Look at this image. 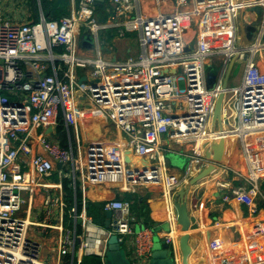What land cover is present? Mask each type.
<instances>
[{"label": "built area", "instance_id": "2783aa9c", "mask_svg": "<svg viewBox=\"0 0 264 264\" xmlns=\"http://www.w3.org/2000/svg\"><path fill=\"white\" fill-rule=\"evenodd\" d=\"M4 1L0 0V264H84L86 256H98L105 264L107 240L113 233L123 246L133 244L132 264H148L153 228L143 224L135 229L138 218L130 201L104 202L105 212L113 210L114 215L119 210L117 216L112 215L109 228L97 223L83 204L79 212L74 209L69 215L72 228L66 220L63 179L70 180L72 187L79 183L83 194L94 185L128 190L163 183L171 190L174 181L163 171L164 143L204 145L208 140L210 147L211 140L226 135V129L210 127L222 91L223 120L237 119L232 122L233 134L249 147L262 139L264 71L236 45L242 36L237 34L235 17L248 6L264 8V0H159L161 7L172 2L173 10L159 7L151 15L142 13L139 0H110L112 12L105 21L98 18V0H79L69 15L41 17L36 22L13 21L4 11ZM109 28L119 36L136 31L138 54L120 59L109 49L110 58H105L99 36L100 30ZM85 32L93 38L92 48L81 46ZM222 34L231 35L224 47L215 40ZM89 49L92 55L83 54ZM213 54L222 55L223 60L215 64L219 73L209 85L206 66L213 65ZM234 55L247 61L242 82L224 90L223 80ZM82 77L86 79L80 82ZM228 93L232 96L226 102ZM81 97L111 118L126 140L91 144L85 158L62 145L57 126L60 119L67 130L78 122ZM49 127L52 135L46 132ZM36 146L44 152H34ZM198 146L189 155L186 177L210 164L204 146ZM126 154L130 159L137 155L142 162H127ZM146 160L151 163L145 165ZM28 165L36 174L35 181ZM251 169L244 182L218 186L230 190L225 200L234 197L246 202L255 213L259 180L264 175ZM54 172L58 182L49 180ZM38 188L45 191L42 218L46 220L54 211L59 216L57 224L37 222L60 233L55 263L42 259L39 241L29 236L30 226L36 223L20 215L24 193L28 191L32 201ZM78 219L80 232L76 230ZM175 236L170 229L164 240L171 244L178 263Z\"/></svg>", "mask_w": 264, "mask_h": 264}, {"label": "crops", "instance_id": "0c3cea01", "mask_svg": "<svg viewBox=\"0 0 264 264\" xmlns=\"http://www.w3.org/2000/svg\"><path fill=\"white\" fill-rule=\"evenodd\" d=\"M244 1L249 2L250 0ZM78 3L79 0H5L3 8L15 22H36L41 17L58 19L61 16L69 15ZM158 3L159 0H139L140 9L145 15L154 14L161 7ZM112 7L110 0L98 2L97 11L100 15L105 14V19H102V21L109 17ZM253 7L242 8L236 13L237 34L242 36L241 41H237L236 45L246 50L248 57H251L264 71V30L260 31L259 29L257 31L253 42L248 41L245 36L244 26L246 23L258 20L262 22L264 20V8L256 6L261 9V13H258L257 10H252ZM161 8L165 11H170L173 10L174 5L168 1ZM103 32L109 35L111 43L115 46L113 56L116 55L117 58L122 59L121 55L123 54L127 56L138 54L139 44L136 31H128L124 36H119L118 38L116 35L117 31L114 28L106 29ZM230 37L231 35L222 34L220 37L216 36L215 40H217V44L224 47L230 42ZM131 40L138 44V49L136 48L134 52H132V47L130 46ZM82 52L86 55L93 54L90 49ZM104 56L105 58H110V55L106 53ZM113 56H111V59H113ZM210 57L213 65L220 64L223 60V56L219 54H213ZM241 60L244 61L243 74L247 61L245 59ZM207 80L208 82L210 81V84H212L211 81H214L209 80V78ZM241 82L242 78L236 85L230 86H238ZM231 96L232 93L226 94V102L230 101L229 98ZM78 108L80 110L79 120L74 126L71 125L67 130L60 119V124L56 129V135L66 138L65 146L72 149L75 155L85 158L87 149L91 144L122 143L126 140L125 134L111 118L100 112L86 98L81 97ZM233 121L235 123L237 119L226 118L220 124L223 129H226V135H224L226 141L222 158L219 161L210 158V163L216 164V169L195 184L187 186V182L191 178V176L186 177L189 155L198 144V147L204 146L206 154L208 149L211 148L208 140L204 141V145H201L203 142L200 144L194 141L182 143L168 141L164 143L163 171L164 174L171 176L174 181V187L171 190H167L165 188L166 185L163 183L141 184L128 190L119 189L122 193L121 197L130 201L132 212L138 215V223H136L135 229L138 230L143 224L152 225L151 239L153 247L156 241L163 240L164 236L168 234V226L173 233H176L177 236L175 237L180 254L178 264L185 263L179 244V237L182 233L177 225L175 203L180 197V190L184 187H187L184 199L191 220L189 230L191 253L188 256L187 264H264V178L259 180L260 192L256 197L257 212L255 213L251 212L246 202L234 197L225 200L224 195L230 190L218 186L219 183L225 182L229 183L230 186H236L244 182L251 172V168L260 170L264 175V137L251 143V147L247 146L240 137L233 134ZM220 125L217 124L215 129L221 130L219 128ZM34 152L43 153L44 151L40 146H36ZM23 158L24 156L21 157V161ZM136 158L138 159L139 157L132 155L130 161L135 165H139L142 161L140 158L141 162L136 161ZM145 162L146 164L151 163L150 160ZM27 167L30 169L32 178L35 181L36 174L32 173L33 169L29 165ZM22 170H24V167ZM56 173L54 172L51 177H54ZM58 180L53 182H58ZM77 188L82 193L81 207L84 204L86 210L87 201L100 203V201L106 202L107 200L116 201L120 199L115 189L106 185L90 186L84 194L79 183H77L76 187H73L75 192ZM24 196L26 201L20 215L23 217L27 216L30 221L36 223L30 226L29 236L39 241L42 259L55 263L57 261L60 233L56 229L40 226L37 222L57 224L59 220L58 212L54 211L46 220L42 218L41 209L45 198L43 189H37L32 196V201L28 199V191L24 193ZM74 209H76V200L72 208L66 207L68 216ZM118 214L119 210H114L113 216ZM69 219L73 222L70 216ZM105 219L106 215L103 218L102 225H104ZM71 224L72 228H74V223ZM78 224H76V230ZM124 247L130 258L133 253V244L126 243Z\"/></svg>", "mask_w": 264, "mask_h": 264}, {"label": "water", "instance_id": "95a60500", "mask_svg": "<svg viewBox=\"0 0 264 264\" xmlns=\"http://www.w3.org/2000/svg\"><path fill=\"white\" fill-rule=\"evenodd\" d=\"M101 1V0H98ZM257 10L258 13H261V9L258 7H253L252 10ZM260 29V22L254 21L252 23H246L244 26L245 30V36L246 39L250 42H253L256 38V33ZM81 46L82 47H92L93 46V38L90 35L89 32H85L84 35L81 38ZM238 59L237 55H234L231 60L229 61L227 72L225 74L224 80H223V88L224 90L228 88V82L231 75V72L234 68L235 62ZM86 78L82 77L79 81L82 82ZM212 80V79H209ZM210 82V81H209ZM208 82V83H209ZM213 82V81H211ZM210 84V83H209ZM225 97V92L222 91L216 101L213 117H212V129L215 130V127L217 124H221L222 119V105ZM221 130L223 127L220 125L219 127ZM52 127H49L46 132L51 133L52 135ZM225 137L222 136L217 139H213L211 143V148L208 149L206 152V156L208 158H211L212 160H220L224 154L225 150ZM125 160L127 162L130 161V157L128 154L125 156ZM57 166L60 168L61 163H58ZM153 169L155 166H153ZM216 169V164L210 163L208 166L204 167L199 173L194 175L189 179L187 182L188 185H193L197 181L201 180L202 178L208 176ZM187 192V187H184L180 190L179 194L180 197L176 200L175 206H176V216H177V225L182 233L179 237V244L183 256V261L185 264H187V259L189 254L191 253V246L189 244V230L191 227V220L189 217V213L186 207L185 203V193ZM106 219L104 221V225L106 228L110 227L111 224V218L113 215V210H107L106 211ZM78 223H81V219H78ZM168 231H170V227L168 226ZM108 249L104 258L105 264H132L130 261L125 247L123 246V242L119 241L117 234L113 233L108 237L107 240ZM148 264H178L175 258L172 255V249L171 244L167 243L164 239L158 240L155 242V245L153 247V254L152 258L149 261Z\"/></svg>", "mask_w": 264, "mask_h": 264}, {"label": "trees", "instance_id": "16d2710c", "mask_svg": "<svg viewBox=\"0 0 264 264\" xmlns=\"http://www.w3.org/2000/svg\"><path fill=\"white\" fill-rule=\"evenodd\" d=\"M62 145H65L66 143V138L63 137L62 141H61ZM63 187H64V191H65V199L67 202V206H69L70 208H72L75 204V200H76V209L79 212L81 210V201H82V193L80 192L79 188H77L76 192L74 191L73 187L70 185V180L68 179H63ZM115 191L117 192L118 196H120L119 200H127V199H123V197H121V192L117 189H115ZM76 197V199H75ZM104 202L105 201H100V203H94V202H90L87 201V210L88 213L90 215H92L95 219L96 222L98 223H102L103 222V218L105 216V211L103 209L104 207ZM138 216V215H136ZM66 220L69 221L70 223H73L72 221H70L69 217H68V213L66 216ZM149 226V225H148ZM152 227V225H151ZM81 227L80 224L77 225V232H80ZM84 264H101V260L98 256H86L83 260Z\"/></svg>", "mask_w": 264, "mask_h": 264}, {"label": "rangeland", "instance_id": "374dc122", "mask_svg": "<svg viewBox=\"0 0 264 264\" xmlns=\"http://www.w3.org/2000/svg\"><path fill=\"white\" fill-rule=\"evenodd\" d=\"M144 1H148V0H144ZM104 16H105L104 13L102 15H100V13H99V16H98L99 20L102 21V19H105ZM103 31H106V29L100 30V36H99L100 46H101L102 52L104 54L105 53L108 54L109 49L112 50V52H113L115 46L113 45V43H111V41H110L111 39L108 37L109 35L107 33H104ZM82 34H83V31H82ZM116 35L118 38L119 35L118 34H116ZM130 46L132 47V52H134L136 50V48L138 49V44L134 40H131ZM126 56H127L126 54H123V55H121V58H125ZM243 65H244L243 60H241V59L236 60L235 66H234V68L231 72L230 78H229V82H228L229 85H236L240 81V78H242V75H243L242 74ZM206 71H207V77L209 79H212V80H215L218 76V73H219L218 67L215 65H210V66L207 65ZM59 137H60V139L62 138V136H60V135H59ZM135 160L141 162L139 158L138 159L136 158ZM33 172L34 171H32V173ZM58 179H59V175L57 173L54 175V177L49 178V180H52V181H57Z\"/></svg>", "mask_w": 264, "mask_h": 264}, {"label": "bare ground", "instance_id": "6f19581e", "mask_svg": "<svg viewBox=\"0 0 264 264\" xmlns=\"http://www.w3.org/2000/svg\"><path fill=\"white\" fill-rule=\"evenodd\" d=\"M234 135H235V134H234ZM144 164L147 165L146 162H144Z\"/></svg>", "mask_w": 264, "mask_h": 264}]
</instances>
